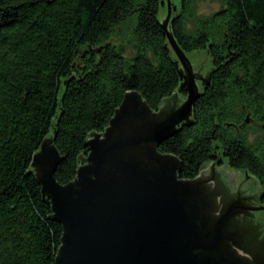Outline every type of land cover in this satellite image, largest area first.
I'll use <instances>...</instances> for the list:
<instances>
[{"label": "trees", "instance_id": "trees-1", "mask_svg": "<svg viewBox=\"0 0 264 264\" xmlns=\"http://www.w3.org/2000/svg\"><path fill=\"white\" fill-rule=\"evenodd\" d=\"M172 0L170 30L211 70L192 122L159 145L179 177L210 163L255 176L264 190V0ZM165 0H0V264H54L63 234L31 163L45 138L62 156L56 179L74 180L86 140L109 125L128 91L157 111L188 95L162 21ZM131 17V53L112 36ZM262 132L252 141V128ZM226 160V162H225Z\"/></svg>", "mask_w": 264, "mask_h": 264}, {"label": "water", "instance_id": "water-1", "mask_svg": "<svg viewBox=\"0 0 264 264\" xmlns=\"http://www.w3.org/2000/svg\"><path fill=\"white\" fill-rule=\"evenodd\" d=\"M166 1L162 25L186 99L176 93L155 111L141 93L128 91L106 129L89 135L88 155L67 184L55 177L63 158L52 137L33 156L42 193L63 226L54 264H264V203L249 188L255 178L248 171L241 178L237 170L244 193L234 194L219 179L218 170L232 169L228 164H206L195 178L183 179L179 157L159 150L182 123L192 122L211 70L206 51L187 54L178 43L169 28L172 1ZM209 165L212 175L204 173Z\"/></svg>", "mask_w": 264, "mask_h": 264}, {"label": "rangeland", "instance_id": "rangeland-1", "mask_svg": "<svg viewBox=\"0 0 264 264\" xmlns=\"http://www.w3.org/2000/svg\"><path fill=\"white\" fill-rule=\"evenodd\" d=\"M173 1L177 2L178 0H173ZM165 4L167 6L166 0H165ZM220 4H221L220 0H197L198 11H200L202 13H211V12L215 11L216 9H218L220 7ZM167 12H168V10H167ZM165 15H166V8L164 9V16ZM131 29H133V20H131V17H130L119 27V29L116 31V33L112 36L113 41L126 44L127 51L130 53H131V46H132V42H133L132 35H131ZM198 51H204V50H198ZM210 66H211V64H210ZM257 127H258V125L254 126L252 128V132L250 134V139L252 141H255L256 139L259 140V138H261L262 132H260L257 129ZM225 162H226V160H225ZM225 164H227V163H225ZM215 166L219 167L222 165L215 163ZM239 171L241 172V178H244L245 171L244 170H239ZM247 175L252 176V174L249 172L247 173ZM253 177L258 181V179L255 176H253ZM258 185L260 187L259 181H258ZM263 199H264V196H263ZM263 199H262V203H261V201H259L260 204L264 203Z\"/></svg>", "mask_w": 264, "mask_h": 264}, {"label": "flooded vegetation", "instance_id": "flooded-vegetation-1", "mask_svg": "<svg viewBox=\"0 0 264 264\" xmlns=\"http://www.w3.org/2000/svg\"><path fill=\"white\" fill-rule=\"evenodd\" d=\"M210 166L211 165H209V166H207L206 168H205V171H204V173L206 174L207 173V175L208 174H210V175H212V169H209L210 168ZM223 166V165H222ZM222 166H219L218 168L219 169H221L220 167H222ZM216 171V170H215ZM228 173H229V175H228ZM236 173H238V171L236 170H233V169H227L226 167H224L223 169H221V170H218V174L220 175L219 176V179L222 181V182H224L223 184H226V186H227V188L229 189V190H231V192H233L234 194H235V192L238 194H241V191H240V189H239V185H237L236 184V179L234 178V175L236 174ZM246 173V172H245ZM253 176V175H252ZM248 178H250V177H248ZM253 178V177H252ZM254 179V178H253ZM251 181H252V179H251ZM253 183L252 184H249V188H250V190L252 191V192H254V191H257L258 193H256L255 195L256 196H258V198H259V201H261V203H262V199H263V196H264V190L262 189V186H261V184H260V189H259V185H257V187H253V185H255V183H256V181H255V179L252 181ZM217 184L220 186V183H218L217 182ZM246 189H248V188H246ZM244 190V189H243ZM240 191V192H239ZM231 192H229V193H231ZM244 193V192H243ZM242 193V194H243ZM241 194V195H242ZM232 195V194H231ZM263 201H264V199H263ZM247 218H245V220H246ZM247 221V220H246ZM250 221V223L252 222V221H255L254 219H252V220H249ZM258 222V223H257ZM257 222H255V226L257 225H259V221H257ZM261 226V229H259V231H262V229H264V227L262 226V225H260ZM264 231V230H263ZM264 233V232H263ZM264 239V238H263Z\"/></svg>", "mask_w": 264, "mask_h": 264}]
</instances>
